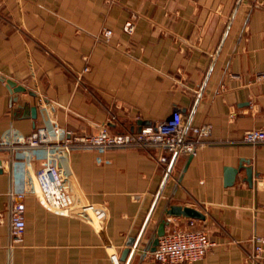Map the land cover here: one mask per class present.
<instances>
[{"label": "crops", "instance_id": "obj_1", "mask_svg": "<svg viewBox=\"0 0 264 264\" xmlns=\"http://www.w3.org/2000/svg\"><path fill=\"white\" fill-rule=\"evenodd\" d=\"M130 18L131 35L123 30ZM0 75L26 88L15 101L0 80L4 135H28L52 113L75 132L104 122L131 131L176 109L187 126L212 125L197 154H168L166 163L158 147L71 150L69 184L107 205L106 224L56 214L29 194L23 240L14 246L13 155L0 149V264H115L113 253L120 264H159L147 248L171 204L202 210L196 223L216 242L191 264H264L250 257L253 237L264 234V143L242 139L264 128V0H0ZM243 159L252 184L242 169L226 185L225 168ZM167 218L170 228L189 222Z\"/></svg>", "mask_w": 264, "mask_h": 264}, {"label": "built area", "instance_id": "obj_2", "mask_svg": "<svg viewBox=\"0 0 264 264\" xmlns=\"http://www.w3.org/2000/svg\"><path fill=\"white\" fill-rule=\"evenodd\" d=\"M135 27L134 18H130L123 30L131 35ZM104 34L110 37L113 30L106 29ZM211 133L212 125L209 123L187 126L182 112L176 109L170 119L144 126L140 132H114L108 122L100 124L95 132H75L62 126L52 113L44 124L28 135L0 134V149L10 150L14 163L12 186L8 192L10 246L23 240L25 198L29 194H35L45 208L56 214L78 217L96 226L106 224L109 218L107 205L90 202L69 184L65 164L71 150L96 148L103 153L116 147H158L165 151L159 162L166 163L168 154H197L209 142ZM242 139L251 144L264 143V128L246 130ZM98 160L101 161V157ZM33 162L38 164L30 174L28 164ZM196 222V219L189 218L185 227L166 226L156 249L148 251L149 257L159 264H191L204 258L216 242ZM253 242L254 251L250 257L264 260V234L255 235ZM111 258L115 264H120L117 253L111 254Z\"/></svg>", "mask_w": 264, "mask_h": 264}, {"label": "water", "instance_id": "obj_3", "mask_svg": "<svg viewBox=\"0 0 264 264\" xmlns=\"http://www.w3.org/2000/svg\"><path fill=\"white\" fill-rule=\"evenodd\" d=\"M0 80L4 81L7 85V87L10 89L11 93L13 94V100H18V93L25 91V86L18 84L17 81L13 80L12 78H8L6 76L0 75ZM31 116L33 118L37 117V107L33 106L31 108ZM151 125V120H144L140 119L137 121V126H132L131 132L141 131L144 126ZM192 156V155H190ZM245 169L246 171V177L250 184L253 182L254 177V171L253 167L250 164L249 160L243 159L241 160V164L238 167H231L227 166L225 168V184L226 185H232L237 177V174L240 170ZM3 172V168L1 167L0 162V173ZM172 216H184L187 218H194V219H205V214L202 210L190 206V205H181V204H171L167 209L165 210V213L161 217V220L159 222V225L157 226L154 236L152 238L151 245L147 248V251H154L156 249V246L159 242V237L162 236L165 233L166 226L170 223V219L167 217ZM129 250H125V254Z\"/></svg>", "mask_w": 264, "mask_h": 264}]
</instances>
